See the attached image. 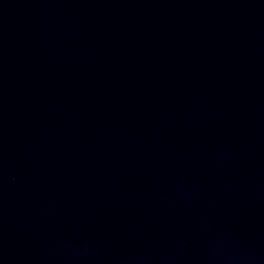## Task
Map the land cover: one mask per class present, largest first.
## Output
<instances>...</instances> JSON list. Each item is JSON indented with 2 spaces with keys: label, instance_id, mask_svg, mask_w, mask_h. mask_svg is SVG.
Returning a JSON list of instances; mask_svg holds the SVG:
<instances>
[{
  "label": "water",
  "instance_id": "95a60500",
  "mask_svg": "<svg viewBox=\"0 0 264 264\" xmlns=\"http://www.w3.org/2000/svg\"><path fill=\"white\" fill-rule=\"evenodd\" d=\"M0 264H264V0H0Z\"/></svg>",
  "mask_w": 264,
  "mask_h": 264
}]
</instances>
